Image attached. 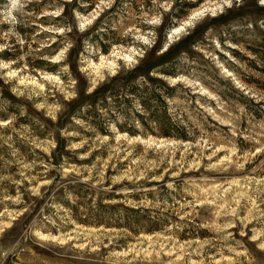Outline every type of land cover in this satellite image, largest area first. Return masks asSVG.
I'll return each instance as SVG.
<instances>
[{"label": "rangeland", "instance_id": "1", "mask_svg": "<svg viewBox=\"0 0 264 264\" xmlns=\"http://www.w3.org/2000/svg\"><path fill=\"white\" fill-rule=\"evenodd\" d=\"M0 264H264V0H0Z\"/></svg>", "mask_w": 264, "mask_h": 264}, {"label": "trees", "instance_id": "2", "mask_svg": "<svg viewBox=\"0 0 264 264\" xmlns=\"http://www.w3.org/2000/svg\"><path fill=\"white\" fill-rule=\"evenodd\" d=\"M164 46H163V42L162 43H156L155 44V46L153 47V49H154V51H157V49H161L162 50V48H163ZM173 49H174V47H171L169 50H167L166 52H164V53H162V55H161V57L159 58V60H162L163 62L162 63H164L165 62V60H167L168 58H169V56L171 55V53L173 52ZM161 63V64H162ZM160 71H159V73L161 72V73H163V74H166V71L164 70V69H159ZM147 72H148V75L150 74V71H149V69H146V74H147ZM152 72V71H151ZM151 78V76H148V78ZM145 82H146V80H145ZM165 87H167V85H164ZM168 89H170V87H167ZM147 90H148V87H147ZM149 91V94H150V96H152V97H156V94L153 92V91H150V90H148ZM94 93H93V95L92 94H90V95H85L84 97H86V98H89V97H94ZM87 106H89V110H92L93 109V107H92V105L91 104H87ZM178 136V135H177Z\"/></svg>", "mask_w": 264, "mask_h": 264}]
</instances>
